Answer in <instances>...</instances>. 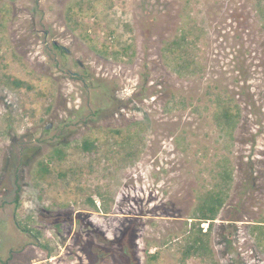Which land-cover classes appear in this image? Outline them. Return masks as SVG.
Returning a JSON list of instances; mask_svg holds the SVG:
<instances>
[{"label": "rangeland", "instance_id": "1", "mask_svg": "<svg viewBox=\"0 0 264 264\" xmlns=\"http://www.w3.org/2000/svg\"><path fill=\"white\" fill-rule=\"evenodd\" d=\"M76 1L0 0V264H149L154 252L157 264H264V232L252 231L264 221L259 0H81L69 20ZM185 30L197 39L179 74L163 47ZM226 105L239 110L231 132L216 120ZM224 159L232 180L213 255L183 263L198 196Z\"/></svg>", "mask_w": 264, "mask_h": 264}, {"label": "trees", "instance_id": "2", "mask_svg": "<svg viewBox=\"0 0 264 264\" xmlns=\"http://www.w3.org/2000/svg\"><path fill=\"white\" fill-rule=\"evenodd\" d=\"M258 9L261 13V16H264V6L261 4V1L258 2ZM86 4L88 5L86 8L87 10L90 9V11L93 13V8H95V4L93 2L87 1ZM74 5L78 6V8L74 11L73 7ZM70 10L73 11L75 14H82L84 13L83 9V1L78 0L74 4H71L68 7V19L71 20L73 18V13L70 12ZM75 21V19H74ZM81 24L77 21V23L74 22L73 27L74 29L76 26ZM186 32L184 34L178 35L175 39L166 42L163 49L165 52H168L171 55L173 54V57L175 59H172L175 64L173 65V69L177 71V73L181 74L184 71H186L187 66H189L191 63L186 62L187 54L181 55L184 51V46L190 42L191 44L196 45V42L194 40L197 39V37L192 41L187 40L186 38L190 35H192V30H185ZM84 35H87L84 31ZM90 41H93L92 36L89 35ZM105 43V44H104ZM102 43L100 51H103V53H108V44L106 42ZM53 46L55 49H58V51L61 54H66V49L59 44L53 43ZM130 45H125L121 48V51L125 54H129ZM113 53H116L117 50H112ZM172 57V58H173ZM193 71V69H191ZM5 75V74H3ZM2 83L6 84L7 86L18 89L22 87H26L28 89H32L33 85L19 77H15L13 75H8L7 79L3 81ZM227 107H223L221 110V114L216 116V120L218 125L222 126L223 128H226L228 132H231L232 129H234L236 125V119L238 117V108L234 105H226ZM111 132L113 134H116L118 136L122 135V129L120 128H113L111 129ZM98 142L95 137H84L81 141V148L85 152H93L96 153L98 151ZM56 152V151H55ZM59 153V152H58ZM60 155V153H59ZM227 159H224L222 163L219 165V172H218V179L219 182H215L213 186L205 192V195L198 196V203L194 209V214L191 216V220L189 222L188 228L186 230L185 236H184V243L183 247L181 248V262L185 263L188 257L192 255H206V256H212V249L210 246V234L213 227V224L215 223V219L220 211V209L225 204L226 198L228 196V191L230 188L232 175H231V169ZM49 172V167L45 162H39L36 167V179H44ZM76 178V177H75ZM218 189V190H217ZM100 197L103 198V195L99 193ZM86 202L91 206L94 207L96 210H98L94 200L90 198V196L87 197ZM202 222H207V227L205 228L203 225H201ZM264 221L260 220L257 221L255 224H253L252 231L257 233V237L260 238V234L264 232ZM262 227V229H260ZM259 229V230H258ZM158 252H154L152 254L148 255V263L149 264H157L156 260L158 258ZM101 264H109V262L105 261Z\"/></svg>", "mask_w": 264, "mask_h": 264}, {"label": "water", "instance_id": "3", "mask_svg": "<svg viewBox=\"0 0 264 264\" xmlns=\"http://www.w3.org/2000/svg\"><path fill=\"white\" fill-rule=\"evenodd\" d=\"M45 127L48 129V128L51 127V124L49 123V124H47Z\"/></svg>", "mask_w": 264, "mask_h": 264}, {"label": "flooded vegetation", "instance_id": "4", "mask_svg": "<svg viewBox=\"0 0 264 264\" xmlns=\"http://www.w3.org/2000/svg\"><path fill=\"white\" fill-rule=\"evenodd\" d=\"M45 128H46V127H45ZM46 129H47V128H46ZM23 155H24V154H23ZM27 230L31 231V229H30V228H29V229L27 228Z\"/></svg>", "mask_w": 264, "mask_h": 264}]
</instances>
